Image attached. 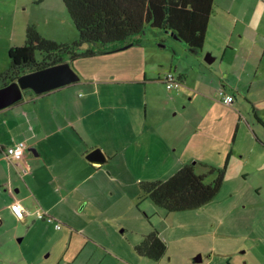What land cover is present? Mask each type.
Segmentation results:
<instances>
[{"label":"rangeland","instance_id":"374dc122","mask_svg":"<svg viewBox=\"0 0 264 264\" xmlns=\"http://www.w3.org/2000/svg\"><path fill=\"white\" fill-rule=\"evenodd\" d=\"M256 6V0H217L208 45L217 47L220 41H226L223 33L220 35L217 31L224 10L232 8L240 18V25L242 21L251 20ZM263 23L264 20L260 22ZM27 25L49 40H77V32L61 0H0V65L1 62L6 65L7 52L3 48L11 39L21 43ZM142 41L153 46V51H147L143 60L132 61L130 54L134 49L130 48L69 63L80 79H87L93 85L99 83L101 87L115 73H127L130 83H125L124 88L134 87L140 91L139 95L131 92L130 98L118 104L116 97L110 96L109 102L113 105L108 114L111 119L121 118L125 123L131 120L133 125L126 126V137L118 129L95 136L96 146L92 151H100L99 145L106 146L111 161L105 165L107 168L97 171L103 173L105 181L98 180L96 184L88 178L90 182L81 185L75 195L78 198L76 209L66 214L67 223L77 233L70 250L85 237L84 246L92 248L94 242L99 252L111 253L98 264H125L117 259L120 252H123L122 257L127 255V259L135 255L136 239L152 224L161 233L167 251L160 261L146 260V264H264V176L260 172L250 176L257 157L252 158L253 161L248 156L240 159L242 154L234 143L235 126L232 125L239 106L235 103L239 110L229 109L215 92L224 87L228 63L223 62L221 66L219 58L207 63L205 59L210 54L207 49L199 62L190 54L199 49L159 29L147 28ZM37 57L39 59V55ZM208 58L214 57L209 55ZM178 65L187 72H191L193 65L194 76L199 81L203 77L206 80V91L199 87L198 93L171 100L169 95H176L178 88L168 89L164 81L170 76L169 72H173L174 81H179L175 75ZM140 72L143 76L144 72H149L151 82L137 85L132 78L141 79ZM87 86L81 87L82 93L88 90ZM238 99L244 105L239 96ZM92 109L100 110L99 104ZM245 111L249 109L242 111L243 116ZM185 120L194 121L193 125L185 128L182 125ZM245 125V122L241 124L243 136L247 134ZM180 160L192 165L196 175L205 176L206 184L222 173V184L208 203L169 213L156 207L138 183L168 179L180 169ZM257 183L262 185L258 187ZM3 216L0 264L86 263V255L70 260V250L65 252L68 239L53 224L37 221L25 227L14 215ZM67 223L60 222L62 230L68 229ZM198 256L201 261L194 262Z\"/></svg>","mask_w":264,"mask_h":264},{"label":"crops","instance_id":"0c3cea01","mask_svg":"<svg viewBox=\"0 0 264 264\" xmlns=\"http://www.w3.org/2000/svg\"><path fill=\"white\" fill-rule=\"evenodd\" d=\"M216 1L214 0V10L209 17L203 43L195 48L199 49V52H190V54L200 62L201 54L203 55V51L207 49L210 52L209 55L214 57L211 58V62L219 58L221 66L223 62L228 63L226 81L222 89L225 94L231 95L234 99L232 104L227 105L229 109H238L236 104L240 108L238 113L234 111L237 117L232 125L235 126L234 143L238 145L240 155L242 154L240 159L245 160V156H248L250 161H253L252 158L257 157L250 176L258 172L264 176V23L260 24L264 20L261 17L264 16V0H256L258 6L253 9L251 20L247 23L242 21L240 25V18L232 12V8L224 10L221 15L223 19L217 25V31L220 35L223 33L226 41H220L215 47L214 44L208 45V39L212 18L216 16L214 15ZM24 40L25 36L21 43L9 40L3 51L8 54L10 48L22 45ZM130 48L134 49V52L130 54L133 61L146 59L147 51L151 53L153 46L150 42L142 41L126 49ZM177 64L184 65L183 62H177ZM179 65L176 66L175 75L176 77L178 75L182 86L177 87L176 95H169L171 100L198 93L199 87L206 91L207 82L204 77L202 81H199L194 76L193 65L191 72L185 71V68ZM8 66L7 55L6 65L1 62L0 73ZM148 73L144 72L143 76L140 72L141 79L132 78V80L137 85L151 82L153 78L149 77ZM126 74L115 73L110 81H104V84H101L102 87L99 83L93 85L87 79L79 78L73 84L42 95L23 97L14 105L0 110V222L4 220L3 215L13 216L10 205L17 201L25 211L22 220L15 217L22 226L27 227L40 221L35 217L37 212H43L52 217L54 223H67L66 214L76 209L78 198L75 195L79 187L89 183L88 178L96 184L98 180L105 181L103 173L97 171L102 167L107 168L108 166L105 165L111 161L107 147L99 145L104 158L103 162L91 163L86 160V156L96 146L95 136L106 135L108 130L112 133L113 130L118 129L126 137V126L133 125L131 120L127 123L121 118L114 121L108 114V109L113 105L109 102L112 98L110 96H115L116 104H118L124 98H130L131 92L140 94L138 88H124L125 83H130L127 81ZM114 78L119 81H112ZM78 85L80 86L76 89ZM85 85H88V90L82 93L81 87ZM219 90L216 89L215 92L220 101L217 93ZM238 96L243 100L244 105L240 104ZM97 103L100 110H93ZM182 108L185 109V106ZM246 108L249 112L245 111L243 116L242 111ZM243 121L247 128L246 136L241 134ZM193 122L185 120L182 125L186 128L192 126ZM21 141L26 144L23 158L18 162L9 161L4 155L5 148ZM244 145L246 146L242 149ZM178 164L180 168L187 163L180 160ZM257 184L258 187L262 185ZM66 227H68L67 230H62V227L56 230L62 232L68 239V248L65 251L68 252L72 247L74 234L77 233L71 225L68 224ZM150 231L151 227L143 231L136 239L134 247ZM159 234L162 238L160 232ZM77 239H79L78 236ZM80 239L81 243H75V248L69 252L70 260L86 255L84 264H98L106 255H111L107 250L99 252L94 242L92 248L84 246L87 243L84 240L85 237ZM86 250L89 252L86 253ZM119 255L121 256H118V261L125 264H146V260L152 261L137 255L136 252L128 259L125 257L127 255L122 257L123 252Z\"/></svg>","mask_w":264,"mask_h":264},{"label":"trees","instance_id":"16d2710c","mask_svg":"<svg viewBox=\"0 0 264 264\" xmlns=\"http://www.w3.org/2000/svg\"><path fill=\"white\" fill-rule=\"evenodd\" d=\"M61 1L77 32V40L55 42L27 26L23 44L8 50L9 66L0 73V88L23 74L138 45L147 28L159 29L193 49L198 48L214 10V0ZM169 74L173 79V72ZM177 78V85L171 88L180 86L178 75ZM26 96L38 95L27 89L23 91V97ZM209 173H213V169ZM204 178L195 174L192 165L185 164L164 181L138 185L156 207L172 213L198 208L216 196L222 184V173L210 184H206ZM47 216L39 219L35 214L37 220L53 224L55 229L57 225L61 228L54 219L48 222ZM134 250L141 257L158 261L165 255L167 246L151 224V231Z\"/></svg>","mask_w":264,"mask_h":264},{"label":"water","instance_id":"95a60500","mask_svg":"<svg viewBox=\"0 0 264 264\" xmlns=\"http://www.w3.org/2000/svg\"><path fill=\"white\" fill-rule=\"evenodd\" d=\"M128 47H123L120 50ZM205 60L207 63L212 61L208 56ZM78 80L79 76L72 70L68 63L23 74L16 81L10 82L0 88V110L6 109L20 101L23 98L24 90L30 89L35 94L41 95L73 84ZM103 159V155L99 150L92 151L86 156V160L91 163L103 162ZM200 261V256L194 259V262Z\"/></svg>","mask_w":264,"mask_h":264},{"label":"built area","instance_id":"2783aa9c","mask_svg":"<svg viewBox=\"0 0 264 264\" xmlns=\"http://www.w3.org/2000/svg\"><path fill=\"white\" fill-rule=\"evenodd\" d=\"M165 80H166L165 82L167 84V88H171V86L177 85L176 82L171 78V76L166 77ZM217 93H218V97L220 98V101L224 105H230L233 103V97L231 95L225 94L223 90H219ZM25 148H26L25 142H22V141L16 142L13 145L5 148L4 155L11 162H18L23 158ZM10 211L19 220H22L25 216V211L22 205L18 203L17 201H15L14 203L10 205ZM36 215H37V218L40 219L46 214L43 212H37ZM47 217H48L47 219L48 222L53 221L51 217L49 216ZM56 227L58 229L59 225H57Z\"/></svg>","mask_w":264,"mask_h":264},{"label":"flooded vegetation","instance_id":"af4514ba","mask_svg":"<svg viewBox=\"0 0 264 264\" xmlns=\"http://www.w3.org/2000/svg\"><path fill=\"white\" fill-rule=\"evenodd\" d=\"M166 34H167V33H166ZM167 35H169V34H167ZM219 89H220V90H223L222 88H219ZM219 89H218V90H219ZM223 91H224V90H223ZM233 100H234V99H233ZM256 260H257V259H256Z\"/></svg>","mask_w":264,"mask_h":264}]
</instances>
